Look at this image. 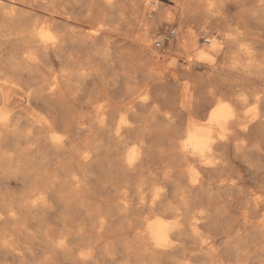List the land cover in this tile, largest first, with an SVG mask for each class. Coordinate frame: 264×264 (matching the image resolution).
<instances>
[{
  "label": "bare ground",
  "instance_id": "obj_1",
  "mask_svg": "<svg viewBox=\"0 0 264 264\" xmlns=\"http://www.w3.org/2000/svg\"><path fill=\"white\" fill-rule=\"evenodd\" d=\"M0 264H264V0H0Z\"/></svg>",
  "mask_w": 264,
  "mask_h": 264
},
{
  "label": "rangeland",
  "instance_id": "obj_2",
  "mask_svg": "<svg viewBox=\"0 0 264 264\" xmlns=\"http://www.w3.org/2000/svg\"><path fill=\"white\" fill-rule=\"evenodd\" d=\"M179 83L180 84H183L184 83V81H181V80H179ZM178 84V83H177ZM171 91V90H170ZM180 93V90L178 89H175V91H173V93L172 94H175V95H178Z\"/></svg>",
  "mask_w": 264,
  "mask_h": 264
}]
</instances>
